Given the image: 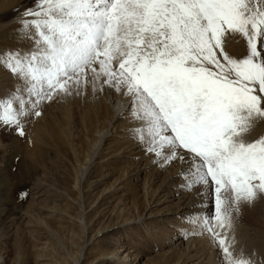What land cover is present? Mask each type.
<instances>
[{"label":"snow or ice","instance_id":"obj_1","mask_svg":"<svg viewBox=\"0 0 264 264\" xmlns=\"http://www.w3.org/2000/svg\"><path fill=\"white\" fill-rule=\"evenodd\" d=\"M28 48L0 52L15 80L0 95V127L24 135L58 96L104 87L128 99L129 133L161 166L179 161L181 188H200L189 222L208 233L221 264H253L233 250L234 214L264 197V0H33ZM230 37L245 42L229 54Z\"/></svg>","mask_w":264,"mask_h":264},{"label":"rangeland","instance_id":"obj_2","mask_svg":"<svg viewBox=\"0 0 264 264\" xmlns=\"http://www.w3.org/2000/svg\"><path fill=\"white\" fill-rule=\"evenodd\" d=\"M32 5L33 0L0 2V26L12 20L23 21L21 14ZM20 25L4 30L0 27L3 51L23 48L26 43L28 46ZM227 42L242 49L240 54L244 53L245 42L241 38L230 37ZM226 50L229 52L227 46ZM14 84L13 75L0 66V95ZM106 87L107 91H101L103 94L125 99ZM87 91L43 103L39 116L22 119L23 136L15 127H0V264H122L114 260L115 251L125 250L130 256L127 264H197L195 259L185 256L182 242L186 240L177 236L176 243L168 245L157 233L170 229L174 222L189 224V217L212 211L211 202L205 211L189 205L187 210L181 209L182 213L171 205L156 208L154 202L149 203L143 195L142 183L152 169L134 171L137 161L123 152L120 127L114 132L116 137L107 138L94 155L93 146L104 130H95L94 122V126L85 123L89 120L83 117L90 97ZM110 108L102 111L108 120L116 111ZM257 127L264 133V121L257 122L248 134L249 139L262 135ZM140 150L141 147L135 152ZM168 165L160 167L161 179L171 167L170 164L167 169ZM160 182L155 180L153 191ZM228 235L234 237L236 254L243 252L253 264H264V197L240 205ZM210 247L209 252L215 254L212 264H221L218 249Z\"/></svg>","mask_w":264,"mask_h":264},{"label":"bare ground","instance_id":"obj_3","mask_svg":"<svg viewBox=\"0 0 264 264\" xmlns=\"http://www.w3.org/2000/svg\"><path fill=\"white\" fill-rule=\"evenodd\" d=\"M0 2L2 4H5L6 0H0ZM33 7H31V8H33ZM24 13H25V10H24ZM14 14L15 13H13V16H14ZM20 19H27V17H25L24 15L21 14ZM20 23H22V20L21 21L12 20V22L10 24L8 23L6 25H3L1 23L3 26H0V27H1V30H4L5 28H10V26L13 28V26L15 24H20ZM19 36H21V34ZM12 37L14 38L13 35H12ZM13 38H10V41H11L10 43L12 44V46H13V44L15 46V42H14ZM24 44H25V42H24ZM26 44H25V46L24 45L23 46L26 47L27 46ZM226 44H228L226 46L229 48V52L235 53L237 56L241 55L240 52L242 49H240L237 46L236 47L233 46V43L227 42ZM29 46L30 45L28 44V46L26 48H28ZM21 47H22V45H21ZM2 49H3V47H2ZM2 49L0 48L1 52L3 51ZM14 82H15V80H14ZM89 87L87 88L88 94L86 93L88 96H90V97H87L88 107L84 113L85 116H83L85 118V120L86 119H89V120L86 121L85 123L88 126V125H93V122H94L97 125L95 130H97V129H99L101 131H102V129L104 130V132L99 136L98 142L93 146V148H94L93 154L96 155L98 149L104 144L106 139L113 137L114 132H117V128L120 127L121 129L119 128L118 134H120L119 139H121L120 141H121V144L123 146V152H127L128 156L130 158H132L133 160L135 159L137 161V163L134 164V168H135V165L137 166L134 171L136 173H139V172H143V171L147 170V168L152 169L151 175H148L142 183L143 184V186H142L143 195H144L145 199H148L149 203L154 202L156 208L162 207L164 205H168V207H169L171 205L170 207H174L176 211L180 210V213H182L181 209H183V208H184V210H182V211H185V208L187 210L189 205L196 206V209L199 211H203V210L205 211V208L198 206L201 204V202L204 198L203 196L200 195V188L199 187L193 188L191 191L180 187V185L183 184L184 181L180 178L179 173L182 169H184L186 167V165L181 164L179 161H175L176 165L173 166L172 165L173 162H172L171 167L169 168L170 164L167 167V169L169 168L168 172H165L166 174L164 173V176H166V177L163 176V178L161 179L162 175L159 176V173L162 171V169L160 168L161 167L160 164H162V162H160V163L154 162V161H156L157 158L151 153H146L144 147L139 142L133 141L134 139L128 131V129L130 127H132L133 125L132 124L126 125V122L128 120H130L126 116V111L128 109V106H129L128 105V99H126V97H125V99L118 100L119 97L117 98V95L115 96L113 94L114 99H115L114 100L113 97L111 96L112 97L111 98L110 96H108L109 94H107V93L103 94V92H101V91H97L96 93L90 92V90L92 91V89H90ZM104 90L107 91V89H104ZM84 92L85 91H83V93ZM111 92H113V91H111ZM115 93H117V92H115ZM85 106H86V104H85ZM109 107H111L112 109H114L116 111H115V114L111 115L110 119L108 120V119L104 118L105 116L103 117L102 111L103 110L107 111L109 109ZM120 120H122V121H121V124L119 125L118 123ZM258 129H259V131L262 130L261 128H258ZM118 134H117V137H118ZM263 134L264 133L262 132V135ZM114 136L116 137V135H114ZM140 147H141V150L138 152H135L137 150V148H140ZM150 155H152V156L150 157ZM129 165H130V163H129ZM155 165H158V166H155ZM153 167H156V169L154 170ZM129 168L131 169V165L129 166ZM141 169H143V170H141ZM136 176H138V175H136ZM159 179L161 180L160 185L153 191L152 186H153L155 180H159ZM179 194L180 195L183 194V195L179 196ZM159 214H163V213L161 211H159ZM183 214L186 217L188 215L185 213H183ZM169 215H170V213L168 215H164V216H169ZM159 216H162V215H159ZM173 224L174 225H172L170 229H167L165 227H164L165 229H161V231L159 233H157L159 235V238H161L162 241H164L166 244L170 245V244L176 243L174 238H177V236L182 237L183 241L186 240V241L182 242V245H185V247H186V251H185L186 255L184 254L186 256V258L188 257V259H195L197 264H212V262H213L212 258H213V255H215V254H213L211 250H210L211 252H209V247L213 246V245H211L212 243H211L209 234L204 233L202 235H193L192 234L193 232L199 231L197 224H194V223L189 222V224L181 225L182 223L178 221V223L174 222ZM153 236H155V235H153ZM148 237H150L149 234H148ZM179 245H180V243L176 244V246L174 248L177 249L179 247ZM210 248H212V247H210ZM206 249H208L207 252H205ZM127 252L128 251H126V250L122 251V253L115 251V256H114L115 259L114 260L121 262L122 264H127L128 263L127 260L130 257L129 253L127 254ZM123 253H125V255H123ZM177 264H179V262Z\"/></svg>","mask_w":264,"mask_h":264}]
</instances>
